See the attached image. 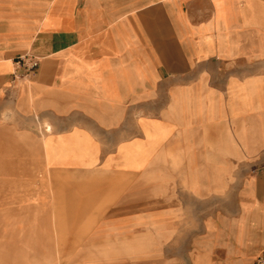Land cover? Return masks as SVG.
Listing matches in <instances>:
<instances>
[{
    "label": "crops",
    "instance_id": "1",
    "mask_svg": "<svg viewBox=\"0 0 264 264\" xmlns=\"http://www.w3.org/2000/svg\"><path fill=\"white\" fill-rule=\"evenodd\" d=\"M5 159L87 202L83 234L35 254L254 261L264 167L234 161L264 160V0H0Z\"/></svg>",
    "mask_w": 264,
    "mask_h": 264
},
{
    "label": "rangeland",
    "instance_id": "2",
    "mask_svg": "<svg viewBox=\"0 0 264 264\" xmlns=\"http://www.w3.org/2000/svg\"><path fill=\"white\" fill-rule=\"evenodd\" d=\"M231 162L227 161L230 166ZM234 162L241 169L264 167L263 159ZM0 173V264H95L109 260L114 264L119 260L120 257L35 254L43 247L62 245L73 236H81L88 225L72 221L88 210L87 202L67 200L64 192L56 191L55 177L41 170L35 160H0ZM158 258L161 264L170 260L175 264L188 261L182 255ZM247 264H253V260Z\"/></svg>",
    "mask_w": 264,
    "mask_h": 264
},
{
    "label": "built area",
    "instance_id": "3",
    "mask_svg": "<svg viewBox=\"0 0 264 264\" xmlns=\"http://www.w3.org/2000/svg\"><path fill=\"white\" fill-rule=\"evenodd\" d=\"M15 64L24 69V74H28L37 67L38 59L33 56H21L15 60ZM13 75L16 76V73ZM253 264H264V251L254 259Z\"/></svg>",
    "mask_w": 264,
    "mask_h": 264
},
{
    "label": "bare ground",
    "instance_id": "4",
    "mask_svg": "<svg viewBox=\"0 0 264 264\" xmlns=\"http://www.w3.org/2000/svg\"><path fill=\"white\" fill-rule=\"evenodd\" d=\"M47 128V127H46Z\"/></svg>",
    "mask_w": 264,
    "mask_h": 264
}]
</instances>
